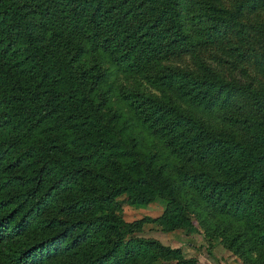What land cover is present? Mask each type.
I'll list each match as a JSON object with an SVG mask.
<instances>
[{
  "label": "trees",
  "instance_id": "obj_1",
  "mask_svg": "<svg viewBox=\"0 0 264 264\" xmlns=\"http://www.w3.org/2000/svg\"><path fill=\"white\" fill-rule=\"evenodd\" d=\"M260 7L0 0V264H170L157 242L130 237L153 221L264 264V112L247 116L237 103L244 94L263 111L264 89L192 51ZM252 31L237 30L233 48H253ZM189 52L192 67L166 63ZM122 194L165 207L126 222L115 210Z\"/></svg>",
  "mask_w": 264,
  "mask_h": 264
},
{
  "label": "rangeland",
  "instance_id": "obj_2",
  "mask_svg": "<svg viewBox=\"0 0 264 264\" xmlns=\"http://www.w3.org/2000/svg\"><path fill=\"white\" fill-rule=\"evenodd\" d=\"M236 22L231 29L218 35L214 41L199 43L192 50L195 51L194 59L197 60L196 54L201 55L206 63L222 71L226 76L249 83L254 88L264 89V7L243 8ZM239 29L253 30L251 36L257 39L253 42V48L240 50L233 48L235 45L232 43V37ZM243 45L248 46L249 44L244 42ZM191 57L192 52L182 53V55L171 56L166 63L192 67ZM117 82L127 89L137 88L135 80L130 77L122 76L118 78ZM237 103L247 116L250 114L261 115L264 112V110L259 111L254 101L244 94L238 96ZM203 117L207 121L211 120L214 126L225 125L222 117L217 118L212 115H203ZM227 127H232V124ZM115 204L118 215L130 223L143 217L156 218L165 207V202L160 198L145 205H131L125 194L118 196L115 199ZM132 236L157 242L155 249L156 253L158 252V260L170 264H181V260L184 259H194L197 264H243V256L236 253L234 248L229 246V242H221L219 238L208 240L203 233L195 231L193 228L192 230L168 231L158 222H144L139 228H135L133 233H130V237ZM166 248L179 249L180 258L165 254ZM247 260L252 261L249 258Z\"/></svg>",
  "mask_w": 264,
  "mask_h": 264
}]
</instances>
